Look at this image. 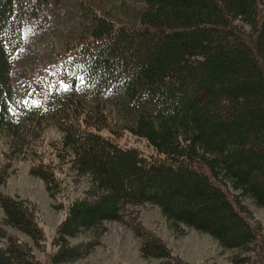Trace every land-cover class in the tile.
Wrapping results in <instances>:
<instances>
[{
	"label": "trees",
	"instance_id": "1",
	"mask_svg": "<svg viewBox=\"0 0 264 264\" xmlns=\"http://www.w3.org/2000/svg\"><path fill=\"white\" fill-rule=\"evenodd\" d=\"M62 2L0 0V264H44L45 247V264H80L111 222L143 258L193 264L131 213L144 205L177 234L212 237L231 264H264L246 202L264 208V0ZM63 11L59 35L24 61L28 38ZM18 160L53 201L59 173L86 182L50 238L35 204L3 191Z\"/></svg>",
	"mask_w": 264,
	"mask_h": 264
},
{
	"label": "rangeland",
	"instance_id": "2",
	"mask_svg": "<svg viewBox=\"0 0 264 264\" xmlns=\"http://www.w3.org/2000/svg\"><path fill=\"white\" fill-rule=\"evenodd\" d=\"M62 4L70 7V0H63ZM67 22V15L63 11L60 16L54 18L52 22L45 24L35 35L28 38V42L22 52L21 58L24 61L31 60L32 53L35 52V46L41 40L51 39L58 36L60 28ZM36 40L37 42H34ZM47 41V40H46ZM18 81V75L13 76V82ZM47 139L58 137L53 130H49ZM124 145L143 146V142L136 140L132 136L122 138ZM123 144V143H122ZM7 146L5 141L0 139V166L5 163V154ZM48 160V156L45 157ZM31 163L25 160H18L12 164L13 173L9 177L3 191L10 195L20 196L33 202L37 208L39 222L48 238L54 234L59 224L66 216V207L74 198L83 196L87 187L86 182H73L72 176L66 171L59 173L58 176L62 182L63 190L56 201H53L46 191L43 181L30 174ZM248 198L246 202L250 204L253 212L254 221L261 226L262 238L264 243V208H260L250 203ZM252 202V201H251ZM54 205H63V210H57ZM133 215L143 224L145 229L160 237L166 245L172 250L173 254L183 261L193 264H231L229 256L232 252L223 250L218 243L209 235L199 233L193 229L187 228L185 235H180L170 228L166 219L162 216L159 209L155 206L144 205L131 211ZM3 212L0 209V219ZM134 218L128 217V225ZM107 230L100 238V245L92 254L80 264H159V260H147L142 257L140 252V240L136 238L129 226L118 222H111L107 225ZM13 235H20L22 239L27 240L24 235L14 230H9ZM83 238L75 240V242ZM29 242V240L27 241ZM46 249L37 250V257L46 263Z\"/></svg>",
	"mask_w": 264,
	"mask_h": 264
}]
</instances>
